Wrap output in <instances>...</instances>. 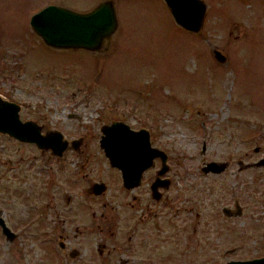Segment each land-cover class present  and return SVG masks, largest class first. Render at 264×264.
Returning <instances> with one entry per match:
<instances>
[{
	"label": "rangeland",
	"instance_id": "1",
	"mask_svg": "<svg viewBox=\"0 0 264 264\" xmlns=\"http://www.w3.org/2000/svg\"><path fill=\"white\" fill-rule=\"evenodd\" d=\"M98 1L0 0V70L24 84L14 89L18 98L30 97L24 109L47 126L60 127L67 138L84 135L77 151L68 148L59 161L49 159V201L61 199L65 207L58 218L36 220L40 211L30 209L35 215L25 220L15 211L25 212L30 193L16 180L7 188L9 223L18 234L10 239L0 232V264L113 261L104 249L96 251L95 241L106 246L125 241L126 190L99 145L100 124L115 118L148 128L152 143L167 154L169 183L158 188L161 197L155 201L157 257L152 256V264H218L264 252V167L245 164L264 154V0H203L195 31L180 26L164 0H112L116 25L103 50L50 46L28 22L46 3L84 11ZM212 48L225 59H215ZM41 70L47 71L45 78ZM42 152L0 139V161L14 164L24 155L33 168H47L48 151ZM227 158L231 163L224 171L201 168L206 160ZM89 174L106 185L94 197V216L85 200ZM234 188L245 207L233 221L220 214L217 198L223 202ZM63 191L71 195L69 203L62 201ZM134 194L140 196L135 206L151 204L141 188ZM45 201L33 197L39 207ZM112 214L115 225L108 228ZM108 229H115L116 238ZM60 234L66 244L62 250ZM71 248L77 252L69 256ZM139 256L141 250L123 264H134Z\"/></svg>",
	"mask_w": 264,
	"mask_h": 264
},
{
	"label": "water",
	"instance_id": "2",
	"mask_svg": "<svg viewBox=\"0 0 264 264\" xmlns=\"http://www.w3.org/2000/svg\"><path fill=\"white\" fill-rule=\"evenodd\" d=\"M173 19L183 28L197 30L204 13L203 0H164ZM29 25L43 40L54 47H83L87 49H106L109 37L116 25L115 11L112 0H99L91 8L81 11L57 4L46 3L33 11L28 18ZM105 40L102 47L101 42ZM212 54L218 61H223L225 55L217 48H212ZM32 120L21 121L14 108L12 114L5 116V105L0 104V129L11 134L34 141L37 146H50L57 153L64 147L59 131L50 130L40 135L32 129ZM99 145L102 147L109 164L120 170L122 182L132 186L139 179L140 172L151 164L152 157L157 155L161 166L158 175L167 169L166 153L160 147L150 146L147 129L131 128L127 122L113 119L102 123ZM74 143L75 140H72ZM127 152L131 153L130 155ZM138 153V154H137ZM226 160H206L202 165L203 171H220L226 165ZM264 165V157L255 162ZM157 177L151 182L152 195L159 196L158 185H165L166 177ZM105 189L102 181L94 182L87 190L100 193ZM68 199V196H67ZM2 232L11 238L14 233L0 217ZM218 264H264V254L248 258H230Z\"/></svg>",
	"mask_w": 264,
	"mask_h": 264
},
{
	"label": "flooded vegetation",
	"instance_id": "3",
	"mask_svg": "<svg viewBox=\"0 0 264 264\" xmlns=\"http://www.w3.org/2000/svg\"><path fill=\"white\" fill-rule=\"evenodd\" d=\"M40 73L44 74V78H45L47 71L41 70ZM18 82L19 81H17L16 79L8 76L5 69L0 70V104L5 105V116L9 117L15 108L18 118L21 121L28 120V119L32 120L34 122V127H32V129L36 130V132H38L40 135H45L50 130H57V131H59V134L61 133L60 134L61 139L66 140V143L64 141V147L60 150L59 153H57V151L52 150L50 146H46V147L37 146V144L32 140L19 138L15 135L11 134L7 130H1L0 129V139H5L8 141H12L14 143H18V144L26 145V146L31 145V146L38 148L40 152H42L43 150L48 151V155L45 157L46 158L45 160L47 162L46 163L47 168H43L40 165H36L35 168H33L32 165L28 162V159H26L24 155H20L19 158L16 161H14V164L12 163L11 159H7L5 161H0V217L3 220V222L8 226L9 230L14 233V235L10 239H12L14 236H16L18 234L14 230V228H16L17 226H11L9 223V218H10L12 213H11V203H10V201H8L9 195L6 194V190H7V188H9L11 186H15V184L12 181L16 180V181H19L22 183L26 182L27 185H25V184L22 185V183H21V185L20 186L18 185V186L20 188H27V192H29L31 195V199H29V197H27V195L25 197V199L28 200V202L26 204V208H23V210H25V212H22L21 210H16L15 213L20 214V216H26L25 220H27V218H29V217L33 218V216L35 215V214L34 215L30 214V212H31L30 209H32V211L36 210V211H38V213L40 211L39 215H36V216H38V218L36 220H39L40 218L42 220H46V219L49 220V218H58L59 213L65 212V207H63V205H61V199H58V200L52 199V201H51L52 203H50V201H49V185L51 183V176H52V175H49L50 166H52L49 163L50 162L49 159H50V156H52L51 162H55L56 160L59 161V157L61 156L62 151L65 149H68V148H72L73 150L77 151L78 145L81 143L82 138L84 136V135H77L76 137L72 136L70 138H67L65 136V134L63 133V130L60 127H58V126H47L41 118L35 117L30 112L29 113L26 112V109H24V107L30 103L31 99L29 96L25 97V98H18L17 97V95L14 92V89L22 90L23 86H24V84L22 82H19V83ZM26 88L27 87H25L24 89H26ZM30 91H33V89H31ZM60 93H61V91H58L59 95H60ZM115 119L123 120L122 118H115ZM123 121H125V120H123ZM125 122H127V121H125ZM128 125L134 129H137L139 127H143L145 129H147L150 146L159 147V146L152 143L150 130L148 128H146L145 126L134 127V126H131L129 123H128ZM100 126H101V124H100ZM100 126H99V128H100ZM72 140H75V142L73 143ZM254 148L257 149V146H255ZM230 155L232 156L233 153H230ZM263 157H264V154L260 155L257 158V160H248L247 162H245V164H249L251 166L252 165H261V167L262 166L264 167L263 164H255L256 161L262 159ZM157 158H158L157 155L152 157L151 164L141 170L139 179L132 186L124 185L122 182V177H121L119 168H117L114 165L109 164L110 166L115 167L117 169V171L119 173L121 185L126 190L125 195L127 196V198L124 199V206H126V212H124L122 215L124 227H125V231L123 233L125 235V241H123V243H122L123 246L119 245L118 242H110L109 246H106L105 245L106 241H99V240L95 241L96 242V251L103 252V249H104L105 253H109L112 256L113 261L111 263L109 262L110 264H123V262H127L129 260L132 261V260H134V257H129V256H132V254H138L139 250L142 251V256L137 257L136 258L137 261H135V263L133 262L134 264H145L146 262H148V264H152L151 261L155 262V259L152 258V256L157 257V246L155 245V243L157 242V230L156 229H157L158 223H157V218L155 217L157 215V205H155V203H157V202H155V201L157 200V198L161 197V191L158 189L159 196L154 197L152 195V190H151L150 184L157 177V175H158L157 171L161 166L160 159L158 158L160 164L157 168ZM166 159H167V154H166ZM227 160H226L227 163H226L225 167L223 169H221L220 171H224L226 169L227 165H229L231 163L229 158H227ZM236 162L241 163V160L237 159ZM245 166H248V165H245ZM152 167H153V173L147 174V171L152 170ZM167 167H168V165H167ZM201 168H202V166H201ZM240 168H241L240 166L237 167V169H240ZM28 170L35 171L36 175H31L30 172H26ZM53 171L55 172V168ZM165 171L163 173L159 174L158 176L159 177H166L167 181L165 182V185L156 186L155 187L156 189L161 187V186L166 187L168 185L169 178L166 175H164ZM208 171H210V170H208ZM220 171H214V172H220ZM54 172H53V174H54ZM205 172H207V171H205ZM88 176L91 179H90L89 184L84 187V190L86 191V195H88L85 198V200L88 203V208L91 209V215L94 216L95 210H96L95 209L96 199H94V197H96L99 193L89 191V190H87V187L91 186L94 182L102 181L104 183V181L100 180V179L97 180L96 178L92 177L91 174H89ZM58 177H59V175H58ZM144 184H146V187H144ZM105 187H106V185H105ZM33 188H36V189L34 191H32ZM140 188L148 194V196H149L148 200H150V202H151V204L149 206H147L148 202L145 203L144 205H140V206H135V204L133 203V200L135 199V197L136 198L140 197V196L137 197L134 194V192L139 193ZM227 191L229 193V196L226 199H223V202H221L222 198H220V196L217 198V202L221 203V205L219 207V211H220V214L225 217L224 219H226L228 217H232L233 221H234V219H236V216L240 215L243 212L245 206L239 202L237 192H236L237 189L234 188V189H231L230 191L229 190H227ZM67 196H68V199H67ZM128 196H130V197H128ZM33 197L42 198V200L44 198H47L48 201H45L43 204H40L41 207H39L38 204H34ZM223 197H225V195H223ZM61 198L63 199L62 201L67 202V203H69L71 201V195H68L65 191H63ZM141 198L144 200V198L142 196H141ZM230 198H231V201H229ZM151 199L154 201H152ZM188 201H189V199H188ZM2 202H5V204H2ZM191 204H193V203H191ZM36 206L38 209L35 208ZM256 214H259V213L256 212ZM100 215H103V214H100ZM248 215H249L250 219H253L252 212H248ZM116 216L117 215L112 214L110 220H108V222H109L107 224L108 228H110L111 224L115 225L113 222L114 220L111 221V219L116 217ZM152 216H153V219H150V220L147 219V217L151 218ZM192 216L193 215L191 214L190 217H192ZM70 217H72V216H70ZM257 217H259V216H257ZM150 225H151L152 229L150 228ZM190 225L192 226V229H193L194 226H193L192 222H190ZM19 231H20V229H19ZM0 232L5 236V238H7V236L1 230V225H0ZM23 232H25V231L23 230ZM109 233L111 234V236H113L112 238H116L115 229H108V234ZM59 236L62 239H58L57 244L60 247V249L62 250L66 246V244L63 240L64 236H62L61 234ZM136 238H140V240H137ZM147 238H153V243L151 241H147ZM76 252H77L76 249L71 248L68 251V255L69 256L73 255ZM119 252L126 253V254L131 253V255L123 257V256H121V254L118 255ZM261 254H264V252L257 254L255 256H258ZM146 258H148V259L146 260ZM156 263H157V261H156Z\"/></svg>",
	"mask_w": 264,
	"mask_h": 264
},
{
	"label": "bare ground",
	"instance_id": "4",
	"mask_svg": "<svg viewBox=\"0 0 264 264\" xmlns=\"http://www.w3.org/2000/svg\"><path fill=\"white\" fill-rule=\"evenodd\" d=\"M128 155H130L131 153L127 152ZM138 154V153H137Z\"/></svg>",
	"mask_w": 264,
	"mask_h": 264
}]
</instances>
